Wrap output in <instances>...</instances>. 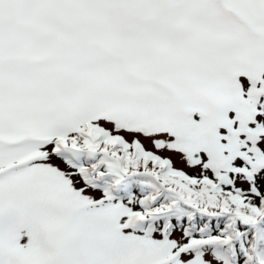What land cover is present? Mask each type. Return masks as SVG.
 I'll use <instances>...</instances> for the list:
<instances>
[{
	"label": "snow or ice",
	"instance_id": "obj_1",
	"mask_svg": "<svg viewBox=\"0 0 264 264\" xmlns=\"http://www.w3.org/2000/svg\"><path fill=\"white\" fill-rule=\"evenodd\" d=\"M0 264H264V0H0Z\"/></svg>",
	"mask_w": 264,
	"mask_h": 264
}]
</instances>
